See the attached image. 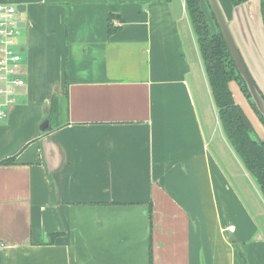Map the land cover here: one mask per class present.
<instances>
[{
    "label": "crops",
    "instance_id": "1",
    "mask_svg": "<svg viewBox=\"0 0 264 264\" xmlns=\"http://www.w3.org/2000/svg\"><path fill=\"white\" fill-rule=\"evenodd\" d=\"M219 1L264 93L261 0ZM0 3L25 9L26 79L0 120V161L16 158L0 163V264H264V200L226 165L262 192L223 132L185 0Z\"/></svg>",
    "mask_w": 264,
    "mask_h": 264
},
{
    "label": "trees",
    "instance_id": "2",
    "mask_svg": "<svg viewBox=\"0 0 264 264\" xmlns=\"http://www.w3.org/2000/svg\"><path fill=\"white\" fill-rule=\"evenodd\" d=\"M248 0H230L234 6H240ZM206 4L208 3L205 0ZM186 9L194 28L195 36L202 55L204 69L207 73L214 103L218 110V119L225 136L242 161L244 167L255 178L264 197V140L257 135L251 120L244 108L235 102L231 81L238 82L244 94L252 102L247 86L244 83L235 62L222 36L218 23L211 11L212 21L206 14L202 0H185ZM112 5L109 13V31L118 29L113 20L119 18ZM261 14L264 23V0H261ZM216 25V28L214 27ZM253 103V102H252ZM254 105V103H253ZM16 158L1 160L2 164H13Z\"/></svg>",
    "mask_w": 264,
    "mask_h": 264
},
{
    "label": "built area",
    "instance_id": "3",
    "mask_svg": "<svg viewBox=\"0 0 264 264\" xmlns=\"http://www.w3.org/2000/svg\"><path fill=\"white\" fill-rule=\"evenodd\" d=\"M17 13L16 5L0 3V120L8 117L17 101V88L26 83L25 76L18 70L23 59L19 51L21 26Z\"/></svg>",
    "mask_w": 264,
    "mask_h": 264
},
{
    "label": "water",
    "instance_id": "4",
    "mask_svg": "<svg viewBox=\"0 0 264 264\" xmlns=\"http://www.w3.org/2000/svg\"><path fill=\"white\" fill-rule=\"evenodd\" d=\"M206 1H208V4H210L211 11L215 17V20L218 23L222 36L226 40L228 49L235 62L236 68L238 69L239 73L245 80L246 86H248L251 100L252 102L255 103L259 113H261L262 116L264 117V99L262 97L260 90H258V87L255 85L251 77V71L250 69H248V66L245 62L242 53H240L237 40L232 33L230 22L229 20H227L222 4H220L219 0H206ZM248 2L249 0L243 4H240V6L245 5ZM229 3H231L230 0ZM231 5L235 8L240 7V6L236 7L232 3ZM17 9H19V11H25V9H22L21 5H19ZM261 19H262V14H261ZM262 23H263V19H262ZM19 26H23V23H19ZM263 28H264V23H263Z\"/></svg>",
    "mask_w": 264,
    "mask_h": 264
},
{
    "label": "rangeland",
    "instance_id": "5",
    "mask_svg": "<svg viewBox=\"0 0 264 264\" xmlns=\"http://www.w3.org/2000/svg\"><path fill=\"white\" fill-rule=\"evenodd\" d=\"M208 2V1H207ZM202 4H203V7H204V10H205V12H206V14H207V16L212 20V21H214L212 18H211V8H210V4H206V2H205V0H202ZM18 12H19V10H18ZM20 13V12H19ZM214 27L216 28V25H214ZM22 29V28H21ZM21 31V30H20ZM20 36H21V34H20ZM239 40H240V43H244V41L239 37ZM245 50V49H244ZM248 60H250L249 62L251 63V59H250V57H248ZM17 90L18 91H16L17 93H16V97H17V99H18V101L21 99V97L22 96H20V92H19V88H17ZM205 112H206V115H207V118L208 119H210V117H209V114H208V109H207V107H205ZM204 118L206 119V116H204ZM239 157V156H238ZM240 159V158H239ZM240 161H241V159H240ZM241 163H242V161H241ZM226 164V163H225ZM226 167H227V169H229V171L231 172V173H233V174H231L232 175V177H233V179L235 180V182L237 183V185L239 184L238 183V181H242L241 179H245V181L244 182H242V185L244 186V188H245V191L242 189V185L240 186L241 187V189L243 190V192H244V194H246V197L248 198V195L252 198V201H255L256 202V205L258 206L259 205V207H260V203L264 200L263 199V195L259 192V190H258V188H257V186H255V185H253L252 186V184H251V188H249L247 185H245V184H247V183H249L248 182V180H247V178H246V175L244 176L243 175V173L241 174V172H238V171H234V172H232V167L231 166H229V165H226ZM250 181V180H249ZM251 183V182H250ZM262 219H263V221H262V223L264 222V214H263V217H262ZM261 219V220H262Z\"/></svg>",
    "mask_w": 264,
    "mask_h": 264
},
{
    "label": "flooded vegetation",
    "instance_id": "6",
    "mask_svg": "<svg viewBox=\"0 0 264 264\" xmlns=\"http://www.w3.org/2000/svg\"><path fill=\"white\" fill-rule=\"evenodd\" d=\"M241 75V74H240ZM242 77V76H241ZM251 77H252V79H253V81H254V83H255V85L258 87V90H260V92H261V94H262V97H263V99H264V93H263V90H262V88L260 87V85H258L257 84V82H256V80L254 79V77H253V75H252V73H251ZM243 78V77H242ZM244 80V79H243ZM238 83V82H237ZM244 83H245V80H244ZM239 85V84H238ZM245 85H246V83H245ZM241 87V86H240ZM247 88H248V86H247ZM248 91H249V89H248ZM243 92V91H242ZM244 93V92H243ZM249 94H250V92H249ZM245 95V94H244ZM246 96V95H245ZM251 97V96H250ZM246 98L248 99V101L250 102V100H249V98L246 96ZM254 103V102H253ZM253 103L252 102H250V104H251V107H252V109H253V111H254V113H255V115H256V117L257 118H259V120L261 121V123L263 124V126H264V117L262 116V114L261 113H259V111H258V109H257V107H256V105H255V103H254V105H253ZM254 126V125H253ZM254 129H255V127H254ZM255 131H256V129H255ZM256 133H257V131H256ZM257 135H258V133H257ZM259 137H261V136H259ZM262 138V137H261ZM263 139V138H262ZM264 140V139H263Z\"/></svg>",
    "mask_w": 264,
    "mask_h": 264
}]
</instances>
